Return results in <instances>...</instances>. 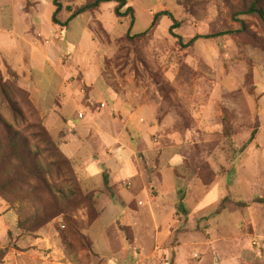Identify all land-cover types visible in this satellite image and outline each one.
Here are the masks:
<instances>
[{
  "label": "rangeland",
  "instance_id": "1",
  "mask_svg": "<svg viewBox=\"0 0 264 264\" xmlns=\"http://www.w3.org/2000/svg\"><path fill=\"white\" fill-rule=\"evenodd\" d=\"M87 1L61 0L58 20ZM127 3L132 28L116 3L63 27L54 0H0V80L23 118L1 90L0 114L56 196L82 197L33 232L40 202L0 195V264H264V187L248 184L264 177V22L236 20L240 0ZM165 11L183 44L233 33L183 47L169 16L151 28ZM132 145L143 178L118 172Z\"/></svg>",
  "mask_w": 264,
  "mask_h": 264
},
{
  "label": "trees",
  "instance_id": "2",
  "mask_svg": "<svg viewBox=\"0 0 264 264\" xmlns=\"http://www.w3.org/2000/svg\"><path fill=\"white\" fill-rule=\"evenodd\" d=\"M60 1L61 0H54L56 9L53 14V22L59 26L67 27L79 16L97 10L106 3H116V16L119 18H127L130 16L131 28L135 25L134 8L127 7L125 12L121 11L127 6V0H89L85 5L74 11H72V8H69L72 14L65 23H61L58 20V16L63 9V5ZM163 16H169L173 19L174 22L170 29V33L173 37L178 39L179 44L183 47H189L199 39H217L233 33V31H222L204 36H197L188 44H183V39L174 33V30L178 27V23L171 13L167 11L158 13L154 17L151 28L153 29L158 20ZM234 16L236 20L239 21L240 16H253L264 22V0H240V6L234 10ZM244 26V23H242V27ZM147 32L148 31L143 32L138 36L143 37ZM5 84L3 80H0V90L2 94L7 98L6 100L13 112L23 118L22 111L17 107L16 102L11 99L10 91L5 87ZM0 131V195L8 196L12 201L28 200L36 204L40 202L41 210L32 216L29 222V228L33 232L41 230L56 217L69 213L82 204V197L78 192L70 197L64 196L63 200H60L56 196L54 188L44 177V167L41 162H39L37 153H34L31 149L29 139L25 137L21 131L15 129L1 114ZM203 180L208 184L206 179ZM105 181L107 183V178ZM46 195L48 196L47 203L44 201V196ZM227 200L226 198L221 203L220 212L225 208V202ZM259 202L264 204L262 200ZM240 206L246 207L247 205L242 203ZM181 207L184 208L185 205L182 204ZM22 227L27 228L25 225L23 226V224ZM129 238L130 242H133V238L131 236Z\"/></svg>",
  "mask_w": 264,
  "mask_h": 264
},
{
  "label": "crops",
  "instance_id": "3",
  "mask_svg": "<svg viewBox=\"0 0 264 264\" xmlns=\"http://www.w3.org/2000/svg\"><path fill=\"white\" fill-rule=\"evenodd\" d=\"M92 100V99H91ZM90 100V101H91ZM136 146L132 145V147L130 146V148H128V150H122L120 151L121 154H119V160L121 162V168H119L118 172L120 173V171H122L123 174H128L127 177H144V173L141 169L140 164L138 163V161L134 158V156L136 155ZM178 152V151H176ZM177 158L176 159H172L171 163H170V169L174 170L179 164H181L183 161H181L180 159H187L186 156L182 153H177ZM180 158V159H179ZM168 168V166L166 167ZM258 177H256L255 180L249 181L248 184L251 186V188H261L264 187V177H261V179H259ZM217 182L214 183V185L210 188L213 191V188L216 186ZM210 191V192H212ZM174 193L176 194V190L174 191ZM172 198H173V193H170ZM163 197H160V199ZM262 200V199H261ZM264 201V200H262ZM168 204H171L172 201H165ZM160 201L157 202V204H159ZM203 203V202H202ZM165 203H161L160 206H162ZM264 205V204H263ZM134 231L136 232V240L138 242V233L137 230L139 229V225L137 224V221L134 219V221L132 222ZM160 225V222H158V220H156L155 222V227L154 228H159L158 226ZM154 228L152 226L149 227H145V229H149L150 232L154 231Z\"/></svg>",
  "mask_w": 264,
  "mask_h": 264
},
{
  "label": "built area",
  "instance_id": "4",
  "mask_svg": "<svg viewBox=\"0 0 264 264\" xmlns=\"http://www.w3.org/2000/svg\"><path fill=\"white\" fill-rule=\"evenodd\" d=\"M100 107H102V109H103V108H105V107H106V105H105L104 103H102ZM80 116H82V117H83V114H82V115H80Z\"/></svg>",
  "mask_w": 264,
  "mask_h": 264
}]
</instances>
